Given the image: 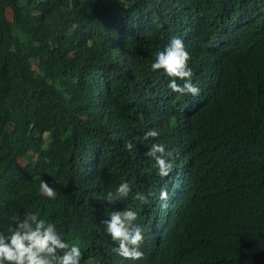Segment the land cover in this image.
Instances as JSON below:
<instances>
[{"label": "trees", "instance_id": "trees-1", "mask_svg": "<svg viewBox=\"0 0 264 264\" xmlns=\"http://www.w3.org/2000/svg\"><path fill=\"white\" fill-rule=\"evenodd\" d=\"M176 169L156 264H264V0H0L4 246L55 224L59 264H144L121 214Z\"/></svg>", "mask_w": 264, "mask_h": 264}, {"label": "clouds", "instance_id": "clouds-1", "mask_svg": "<svg viewBox=\"0 0 264 264\" xmlns=\"http://www.w3.org/2000/svg\"><path fill=\"white\" fill-rule=\"evenodd\" d=\"M247 12H251L250 7L247 9L244 7L241 11L244 17L243 19L240 17L243 27L249 26L254 19ZM169 50L174 51L172 49ZM180 59V56L177 59H172L170 62H167V65L172 64L179 71L183 72V68L179 62ZM175 172L177 176V180H175L176 184L174 186H171V184L163 186L159 190L157 202L151 204L156 209L146 211L145 208H142L138 212L144 220L137 221V213L131 209L121 214V217L125 218V224L121 227L122 237L117 251L123 258L143 256L145 259L144 264H156V260L151 257L150 252L161 251L168 245V237L165 230L170 219L177 218L175 213L170 210V208H173L172 198L175 195L173 188L176 186V192H179L178 190L181 189L182 185L184 186L185 181V174L182 171L176 169ZM145 221L151 225L149 229L141 226V222ZM147 232L152 233L158 242L157 245L142 250L141 245L145 241ZM55 236L59 237L60 241L54 244ZM55 253V264L63 263L65 260H72L74 257L81 258L83 255L82 247L71 242L55 224L52 235L46 231H43L40 235L34 233L32 237L25 238L12 247L4 246L0 237V264H48L47 261L51 260ZM68 255H71L73 258L70 259Z\"/></svg>", "mask_w": 264, "mask_h": 264}, {"label": "rangeland", "instance_id": "rangeland-1", "mask_svg": "<svg viewBox=\"0 0 264 264\" xmlns=\"http://www.w3.org/2000/svg\"><path fill=\"white\" fill-rule=\"evenodd\" d=\"M10 17H12L11 14H10ZM34 67L37 68V65H35ZM170 184H172V183H170Z\"/></svg>", "mask_w": 264, "mask_h": 264}]
</instances>
